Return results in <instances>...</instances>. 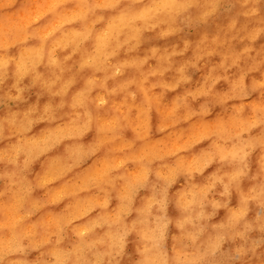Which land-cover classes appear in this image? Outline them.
I'll return each instance as SVG.
<instances>
[{
  "label": "clouds",
  "instance_id": "obj_1",
  "mask_svg": "<svg viewBox=\"0 0 264 264\" xmlns=\"http://www.w3.org/2000/svg\"><path fill=\"white\" fill-rule=\"evenodd\" d=\"M42 6L0 0V264H264V0H50L33 14ZM194 125L204 135L165 151Z\"/></svg>",
  "mask_w": 264,
  "mask_h": 264
},
{
  "label": "bare ground",
  "instance_id": "obj_2",
  "mask_svg": "<svg viewBox=\"0 0 264 264\" xmlns=\"http://www.w3.org/2000/svg\"><path fill=\"white\" fill-rule=\"evenodd\" d=\"M39 2H40L43 6H42V7H39V8H33V14H36V13H45V12L48 11V8H49V6H50V0H49V3H44V0H39ZM33 3H36V1L33 0ZM30 19H31V17H26V16H24L23 14H21V15H20L19 17H17L16 19L14 18V21H13V22H14V23H17V24H20V25H25V24H27V23L29 22ZM217 22H218V23H222L223 21H222V19H221V20H219V21H217ZM202 30H203V29H202ZM207 30L210 31V32L215 31V26H214V25H210L209 28H208ZM151 35H152V34H146V36H151ZM198 35H199V32H191V33L189 34V38L195 40V39L198 38ZM176 42H179V38H177V37L170 38V39L167 40V41H156V40H151V41H149V43H146V44H144V45L142 46V48H141L139 54H140V55H143L144 50H145L146 48L152 46V45H158V46L163 47V46H166V45L170 46L172 43H176ZM262 44H264V37H261V39L258 40V41L256 42L255 47L259 48L260 45H262ZM236 47L239 49L240 47H242V45H236ZM12 51H13V54H14L16 50L13 49ZM188 55H190V53H189ZM218 60H219L218 57H213V58H212V62H213V63L218 62ZM233 71H235V70H233ZM191 74H192V76H193L192 83H191L190 85L186 86V87H195V86L198 84V82H199V80H200V77H201V75H202V73H191ZM252 77H255V78L258 79V78H259V73H253V74H251L250 77L248 78L249 81L251 80ZM78 86H79V85H77V87H78ZM227 87H228L227 84H225L224 82H221V83H219V84L217 85L216 90H217V91H220V92H223V91H225V90L227 89ZM182 92H183V88L178 89L176 92H170V93H168V94L166 95V97H165V101H164V102H165V103L170 102L171 99H172L175 95L180 94V93H182ZM256 98H257V95H256V94H253V96L250 97V100H253V99H256ZM46 100H47V97H44V98L41 100V104H43ZM34 101H35V96L32 95V97H31V101H30V102H34ZM202 102H203L202 100L197 101L196 103L193 104V108H198L199 104L202 103ZM231 103H236V102H230V104H231ZM229 106H230V105H229ZM23 107H25V106L22 105L21 108H23ZM0 114H3V112L0 111ZM223 114H224V113H223L222 108H220V107H215V108H213L211 115H210L209 117H207L206 119L209 120V121H211V120H214V119L217 117V115H223ZM161 117H162V121L167 120V109H164V110L161 111ZM151 123H152V137H151V138H152L153 140H156V139H160V138H162L165 134H164V133H158V132L156 131V127H157V125H158V123H159V116H158L155 112L152 113V122H151ZM46 126H47V125H44V124L37 125V126L33 129V132H32L31 134H38L39 131H40L42 128L46 127ZM187 127H188L187 124H182V125L178 126V128H187ZM256 131L258 132L259 130H256ZM204 133H205V129H204L203 127H201L200 125H194V126L190 129L189 135H188L187 137H185L183 140H179V141H178V140H176L175 137H170V138H168L167 148L165 149V151H166V152H174L177 148L181 147L182 145L190 144L192 141L199 139L202 135H204ZM31 134H30V135H31ZM125 136H126V138L131 139V138H132V133H131L130 131H129V132H126V133H125ZM94 139H95V132L93 131V132H90L87 136H85L82 142L85 143V144H87V143L93 142ZM7 143H8V141H5L4 143L0 144V147H4ZM65 143H69V142H65ZM207 143H208V142H204L203 144L196 146V148H194L192 151H193V152H198L201 148L206 147V146H207ZM63 149H64V145H61V146H60L59 148H57L54 152L49 153V154H48V157H52V156H56V155H62V154H63ZM186 155H191V153H186ZM257 155H258V153L254 154L253 157H252V161H251V163H252V170H253V171H255V169H256L255 161H256V157H257ZM48 157H42L40 161H38L36 164L33 165V168H32V171H31V176H35L37 173H39V172L42 171L41 165H42V163H43L46 159H48ZM89 163H90V162H89ZM85 166H87V165H85ZM215 167H216V166L213 165V167L210 168V169L208 170V172L205 173V175H207L209 172L213 171V170L215 169ZM102 169H103V164H101L100 169H95V170L93 171V174H94V175H98L99 172L102 171ZM77 171H79V170H77ZM72 175H73V174H69V177H67V178H70ZM67 178H66V179H67ZM202 180H203L202 177H197V181H202ZM60 183H62V181H61V182H57V184L54 185V186H55V187H58ZM182 183H183V178H181V179L178 181V183L173 187V189H172L171 191H173V192L176 191V190L180 187V185H181ZM248 186H249V185H248V182L246 181L245 184H244V187L247 188ZM70 190H71V189H69V188H64V187H62V188H60L59 193H55L54 196H55V195H59V194H61V193H64V192H66V191H70ZM146 195H148L147 191H142V192L139 194V196H138V198H137V202H136L137 205H139V203H140V197H143V196H146ZM42 196H43L42 191H39V190H38L37 192L34 193V197H36V198H40V197H42ZM65 203H67V201H65ZM115 204H116V201L113 200L112 206L114 207ZM235 204H236V197H235V195H234V196H233V200H232V205L235 206ZM62 207H63V204L57 206V207L54 208L53 210H54V211H59ZM254 211H255V209H253V213L250 214V217H249L250 219L252 218V215H254ZM169 215L172 216V217H175V216L177 215L176 210H175L174 207H172V206L169 207ZM223 216H224V212H223V210H221V212L218 214V216L216 217V219H215L213 222H217V221L221 220V219L223 218ZM175 232H176V230H175L174 227H173V228H170V235H171V234H174ZM253 235H256V234H253ZM130 239H131V238H130ZM170 243H171V241L169 240V244H170ZM226 247H228V246L226 245ZM132 250H133V246L130 244V245H129V251L131 252ZM35 255H36V254L33 253V254L29 257V259L34 258ZM126 264H127V262H126Z\"/></svg>",
  "mask_w": 264,
  "mask_h": 264
},
{
  "label": "rangeland",
  "instance_id": "obj_3",
  "mask_svg": "<svg viewBox=\"0 0 264 264\" xmlns=\"http://www.w3.org/2000/svg\"><path fill=\"white\" fill-rule=\"evenodd\" d=\"M34 1H36V0H34ZM16 19V18H15ZM14 21V20H13Z\"/></svg>",
  "mask_w": 264,
  "mask_h": 264
}]
</instances>
